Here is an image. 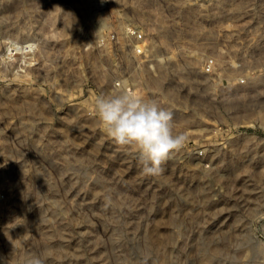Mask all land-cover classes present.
I'll return each instance as SVG.
<instances>
[{
  "label": "rangeland",
  "instance_id": "obj_1",
  "mask_svg": "<svg viewBox=\"0 0 264 264\" xmlns=\"http://www.w3.org/2000/svg\"><path fill=\"white\" fill-rule=\"evenodd\" d=\"M104 1L0 0V264H264V0ZM124 20L188 137L156 176L92 102Z\"/></svg>",
  "mask_w": 264,
  "mask_h": 264
},
{
  "label": "clouds",
  "instance_id": "obj_2",
  "mask_svg": "<svg viewBox=\"0 0 264 264\" xmlns=\"http://www.w3.org/2000/svg\"><path fill=\"white\" fill-rule=\"evenodd\" d=\"M95 116L104 132L135 156L145 175L162 173V164L181 149L188 137L177 133L173 113L156 101L128 91L93 97Z\"/></svg>",
  "mask_w": 264,
  "mask_h": 264
},
{
  "label": "built area",
  "instance_id": "obj_3",
  "mask_svg": "<svg viewBox=\"0 0 264 264\" xmlns=\"http://www.w3.org/2000/svg\"><path fill=\"white\" fill-rule=\"evenodd\" d=\"M99 1L97 8L103 12L106 9V1ZM136 6L138 5L136 4ZM180 8L182 9V7ZM143 25L138 21L124 20L122 28L108 32L105 35L104 52L109 60V66L113 69L114 82L112 88L115 93L128 91L142 97L145 94L144 87L149 88V85L155 79L153 60L150 59V54H148L149 40ZM86 38H84V41L89 42ZM89 50L90 46L88 44L84 51L88 53ZM214 66V58H208L202 66L203 73H213ZM147 82L150 83L147 84Z\"/></svg>",
  "mask_w": 264,
  "mask_h": 264
},
{
  "label": "bare ground",
  "instance_id": "obj_4",
  "mask_svg": "<svg viewBox=\"0 0 264 264\" xmlns=\"http://www.w3.org/2000/svg\"><path fill=\"white\" fill-rule=\"evenodd\" d=\"M35 41V40H34ZM26 43L28 44V42L26 41ZM37 43V42H36ZM25 45V48H28V46H29V44L28 45ZM12 44L11 43H9L8 44V48H7V51H8V53H10V54H12V52H13V50H17V48L16 49H14V48H12ZM33 47V46H32ZM30 48H31V44H30ZM21 49V48H20ZM19 51V50H18ZM39 51V50H38ZM22 55V54H21ZM159 90H160V88H159ZM56 94V93H55ZM54 99H55V101L58 103V104H62V98H61V96H59L58 94H56L55 96H54ZM39 104L42 106L43 104H44V102L43 101H40L39 102ZM68 118H78V116H76V114H75V112H74V110L73 109H69L68 110ZM201 162V161H200ZM261 218L262 217H259L258 218V220H261Z\"/></svg>",
  "mask_w": 264,
  "mask_h": 264
}]
</instances>
